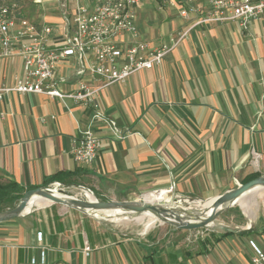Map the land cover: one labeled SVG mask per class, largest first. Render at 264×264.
I'll return each mask as SVG.
<instances>
[{"label":"crops","instance_id":"crops-1","mask_svg":"<svg viewBox=\"0 0 264 264\" xmlns=\"http://www.w3.org/2000/svg\"><path fill=\"white\" fill-rule=\"evenodd\" d=\"M45 1L33 2L41 9ZM77 1L57 0L49 15L25 10L60 34ZM176 1L142 0L136 6L140 38L154 47L176 33L187 35L159 65L103 91L104 113L131 133L119 138L97 122L102 147L93 164L80 165L72 155L92 117L88 108L68 97L2 93L3 182L44 186L66 172L68 183L108 200L165 189L178 198L208 199L198 202L212 206L216 196L264 176V14L248 28L237 21L198 23L208 12L207 1L194 0L199 10L187 16L181 14L185 0ZM73 63L69 57L56 69L62 91L76 87ZM22 72L21 57L0 59V88L13 86ZM247 217L220 232L170 228L142 235L46 202L0 222V264H251L252 242L264 248V209L255 219Z\"/></svg>","mask_w":264,"mask_h":264},{"label":"built area","instance_id":"built-area-1","mask_svg":"<svg viewBox=\"0 0 264 264\" xmlns=\"http://www.w3.org/2000/svg\"><path fill=\"white\" fill-rule=\"evenodd\" d=\"M160 5H175L176 0H156ZM194 0H185L181 14L198 11ZM207 14L198 23L237 21L243 28L264 14V0H206ZM142 0H78L68 28L58 34L50 23L30 17L17 0L0 1V59L21 57L23 72L2 93H39L51 97L71 98L92 112L88 126L76 139L72 149L80 165L94 163L102 147L95 126L100 122L114 136L123 138L128 128L107 116L102 108L103 91L111 85L125 83L132 75L159 65L165 55L187 35V31L170 37L168 43L154 47L140 38L136 6ZM75 58L78 80L68 92L58 87L56 69L59 62ZM257 156L255 157V159ZM172 190V187L170 188ZM85 190L94 193L83 187ZM251 264H264V248L252 242ZM91 248L86 247L89 255Z\"/></svg>","mask_w":264,"mask_h":264},{"label":"water","instance_id":"water-1","mask_svg":"<svg viewBox=\"0 0 264 264\" xmlns=\"http://www.w3.org/2000/svg\"><path fill=\"white\" fill-rule=\"evenodd\" d=\"M261 188H264V176H258L245 183H239L235 188L216 196L212 207L209 208L208 206L183 207L181 205L170 204V202L165 200L154 202L146 201L144 198L142 200H98L96 198L95 201H90L77 197L59 196L48 187H37L26 191L13 208L0 211V222L8 221L25 214L30 200L34 196H41L51 202L62 204L67 208L75 209L88 215H90L89 211L116 209L126 211L129 216H137L145 212H151L161 223H167L177 229H209L215 224L221 214L235 205L247 192ZM235 230L237 229L229 228L230 232ZM249 231L250 229H248Z\"/></svg>","mask_w":264,"mask_h":264},{"label":"rangeland","instance_id":"rangeland-1","mask_svg":"<svg viewBox=\"0 0 264 264\" xmlns=\"http://www.w3.org/2000/svg\"><path fill=\"white\" fill-rule=\"evenodd\" d=\"M0 1H10V0H0ZM19 1L25 7V9L27 8L29 11H31V13L37 14V11H39V13L42 15L51 14L53 11L52 8H55L57 5H59L58 4L59 2H57V0H46L43 3V7L40 9V7H37L34 4V2H33L34 0H19ZM56 183L57 182H52V183L48 184L46 187H48L49 189L51 188L50 190L52 192L58 191L64 195L73 196V197H77L80 199H87V198L89 199L90 197H96L98 200H105L106 199V198H101L97 193H95L92 190L91 191L94 193V195L89 191L84 192L83 186H81L80 183H72V182H69V183L68 182H66V183L59 182L60 184H56ZM148 192H151V191L143 192L142 194H139L138 196H136L135 199L142 200L143 194L148 193ZM168 196H169V198L172 199L170 204L181 205L183 207H190V206L196 207V204L198 203V201L205 202L206 200H208V199L198 200V199H194V198H178V197H175L171 194H168ZM253 196H254L256 205L254 206L255 209L253 208L252 217H250L251 215H249L244 210L243 197H242L239 200V202H240L239 204L241 205L242 209L239 207L238 204L233 205L226 212H224L223 214H221L218 217L215 224L212 227H210L209 230H214V231L220 232L221 230H223L224 226L234 227L236 225H239L240 223H243L244 221H246V219H245L246 215L248 216L247 217L248 219H252V218L255 219L259 215L261 209L262 210L264 209V188H261L258 191H256ZM135 199H133V200H135ZM48 203H54V202H48ZM208 207L210 208L211 206H208ZM73 210H75V209H73ZM85 215L100 225H106V226L113 227V228H120V229L125 230L126 232L142 233V235H145V234H147L151 231H155V230H163L162 232H165L166 230H170V228H175L172 225H169L167 223H161L160 220L157 219V221L150 228L147 229L146 228V226H148V224H147L148 218L147 217L143 218L142 221H136L134 219H127V220L120 219L117 221H112V220H108V219H104V218H97V217H94V216L88 215V214H85ZM201 229H205V228H201ZM201 229H197V230H200V232H202ZM192 232H193L192 234L195 233L194 231H192ZM197 233H198V235L200 234L199 232H196L195 234H197Z\"/></svg>","mask_w":264,"mask_h":264},{"label":"bare ground","instance_id":"bare-ground-1","mask_svg":"<svg viewBox=\"0 0 264 264\" xmlns=\"http://www.w3.org/2000/svg\"><path fill=\"white\" fill-rule=\"evenodd\" d=\"M258 190L259 189H254V191L247 192L243 196V207H244V210L249 215H251L250 217H252V215H253L252 214L253 213V208L255 206V199H254V196L253 195ZM53 192L56 195H59V196L73 197V196L64 195V194H62V193H60L58 191H53ZM143 198L146 201H154V202L155 201H159V200H165V201H168V202L171 203V200H172L171 198H169V196L167 194V191L165 189L159 190V191L145 193L143 195ZM88 200L95 201L96 200V197H90ZM239 200L237 202H239ZM46 202H51V201L48 200V199H46V198H44V197H41V196H34L30 200V202L28 204V208L26 209L25 212H28L33 206L35 207V205H39V204L46 203ZM237 202H236V204H237ZM196 206H205V207H207L205 204H202L201 205L199 202L196 204ZM89 214L92 215V216H94V217H97V218H104V219H108V220H112V221H117V220H120V219H123V220L134 219L136 221H142L143 218L147 217L148 218V223H147L148 226H146L147 229L150 228L157 221V219H158L151 212H145V213H142L141 215H137V216H129L128 213L126 211L122 210V209L106 210V211H89Z\"/></svg>","mask_w":264,"mask_h":264},{"label":"trees","instance_id":"trees-1","mask_svg":"<svg viewBox=\"0 0 264 264\" xmlns=\"http://www.w3.org/2000/svg\"><path fill=\"white\" fill-rule=\"evenodd\" d=\"M70 176L71 174L66 172L57 173L51 176L50 178H48L44 186H29V187L21 186L18 182L15 181L3 182L0 177V211H4L6 209L13 208L14 206H16V204L20 201L21 197L24 195L26 191L37 187H46L48 184L52 182L66 183L69 181L68 179ZM251 179L253 178L247 179L245 180V182Z\"/></svg>","mask_w":264,"mask_h":264}]
</instances>
